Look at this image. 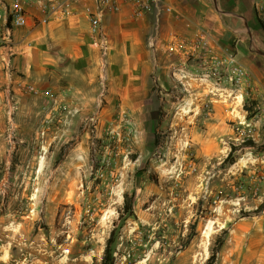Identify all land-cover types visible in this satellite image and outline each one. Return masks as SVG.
Returning a JSON list of instances; mask_svg holds the SVG:
<instances>
[{
  "label": "rangeland",
  "instance_id": "obj_1",
  "mask_svg": "<svg viewBox=\"0 0 264 264\" xmlns=\"http://www.w3.org/2000/svg\"><path fill=\"white\" fill-rule=\"evenodd\" d=\"M193 58L191 76L180 65L166 84L151 74L145 108L102 109L117 99L106 68L104 103L92 94L73 139L39 154L37 205L18 191L11 153L0 168V264H102L114 228L115 264H264V96L204 79ZM126 193L134 216L122 213Z\"/></svg>",
  "mask_w": 264,
  "mask_h": 264
},
{
  "label": "crops",
  "instance_id": "obj_2",
  "mask_svg": "<svg viewBox=\"0 0 264 264\" xmlns=\"http://www.w3.org/2000/svg\"><path fill=\"white\" fill-rule=\"evenodd\" d=\"M63 1L70 4V13L40 25H34L33 17H43L48 8L41 2L28 4V23L15 31L16 51L10 58L13 79L5 75V58L0 51V168H11V153L15 154V168L11 172L23 179L24 182L16 181L17 188L28 194L26 201L30 206L37 205L39 199L35 192L37 183L29 178L41 147L46 149L53 141L55 147H60L72 140L76 131L72 119L62 130L55 131V126H51L41 135L53 116L56 124L60 121L49 91L60 94L63 103L81 110L93 108L92 94L98 103H104L97 98L105 95L100 75L107 68L109 85L117 99L102 105V109L145 108L152 73L154 81L166 84L170 69L175 65L191 67L192 56L194 60L200 58L211 63L234 55L249 71L248 83L256 97L264 96V29L260 23L264 20V8L256 6L257 0H163L142 19L134 18L129 3L123 2L119 12L106 14L102 22L111 46L105 69L90 36L88 15L97 0ZM166 5H171L174 13L166 12ZM171 34L190 40L206 38L211 50L179 45L177 52L169 53L151 46L153 38L168 42ZM26 86H34L41 94L30 92ZM10 89L17 101L18 130L13 141L8 135L5 103ZM128 93L135 99H128ZM262 108L264 103L259 107ZM35 211L28 216L36 214Z\"/></svg>",
  "mask_w": 264,
  "mask_h": 264
},
{
  "label": "built area",
  "instance_id": "obj_3",
  "mask_svg": "<svg viewBox=\"0 0 264 264\" xmlns=\"http://www.w3.org/2000/svg\"><path fill=\"white\" fill-rule=\"evenodd\" d=\"M163 0H97L95 9L89 13L90 23V36L92 44L99 49L102 60V67L105 69L107 65V57L111 50V46L106 33L102 29V22L106 14L112 12H119L123 2L129 3L131 7V13L134 18H144L155 6L159 5ZM258 1V3H257ZM256 5L259 7L264 0H257ZM33 2H41L43 6L48 8L43 17H33L34 25L47 24L52 21H57L70 13V4L63 0H0V51L5 58V75L10 79H13V69L10 63L11 56L16 51V38L15 31L19 28L25 27L28 23L30 14L26 8L28 4ZM260 8V7H259ZM165 11L174 13V9L171 5L165 6ZM193 47L211 50L206 38H200L190 40L187 37L178 36L177 34H171L168 42H162L160 38H153L151 46L157 51L159 48L165 49L167 52H177L178 47ZM202 60V65L206 69L203 74L204 79L209 78L213 74L220 80V83H228L231 86L249 85L251 80L250 73L247 68L242 65L234 55H229L227 60L214 59L211 64ZM208 66V67H207ZM202 68V67H200ZM183 76H191L193 73L190 69L184 66L181 68ZM176 74V71H173ZM249 82V83H248ZM26 89L34 94H41V92L34 86H26ZM50 95L51 103L57 107L60 121L56 124L55 118L52 117L47 121L48 127L41 132V135H45V131L51 129V126H55V131L62 130V126L68 125L72 119L80 112V108L72 106L68 103L61 101L60 94L48 92ZM7 105V120L9 131L8 135L11 141L15 140L18 125L15 119V113L17 110V101L13 95L12 89L9 90L7 98L5 100ZM41 151L45 152V148L41 147ZM42 159L43 156L40 155ZM8 182L3 180L0 183V191L5 193L7 191ZM34 211V210H32Z\"/></svg>",
  "mask_w": 264,
  "mask_h": 264
},
{
  "label": "trees",
  "instance_id": "obj_4",
  "mask_svg": "<svg viewBox=\"0 0 264 264\" xmlns=\"http://www.w3.org/2000/svg\"><path fill=\"white\" fill-rule=\"evenodd\" d=\"M260 23L264 29V20H262ZM159 142L160 141H159L158 135L155 134V144L158 145ZM234 151H235V148H232V151L225 158L223 162L224 164H232L236 161L234 158ZM122 213L127 216L135 215L134 208H133V200L129 196L128 193L125 194V202H124V208H123ZM115 236H116V229L114 228L111 232L110 237L107 240V244H106L105 251H104V256L102 259V264H115V256H114V251H113V244L115 241ZM211 259H215V254H213Z\"/></svg>",
  "mask_w": 264,
  "mask_h": 264
},
{
  "label": "bare ground",
  "instance_id": "obj_5",
  "mask_svg": "<svg viewBox=\"0 0 264 264\" xmlns=\"http://www.w3.org/2000/svg\"><path fill=\"white\" fill-rule=\"evenodd\" d=\"M210 234V230H207L206 231V235L208 236Z\"/></svg>",
  "mask_w": 264,
  "mask_h": 264
}]
</instances>
